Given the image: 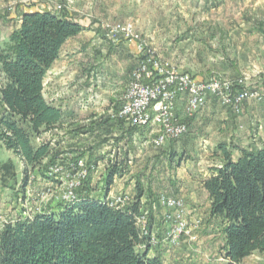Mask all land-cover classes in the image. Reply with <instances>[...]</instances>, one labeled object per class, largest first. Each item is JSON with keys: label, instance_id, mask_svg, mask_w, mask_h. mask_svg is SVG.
Instances as JSON below:
<instances>
[{"label": "rangeland", "instance_id": "rangeland-1", "mask_svg": "<svg viewBox=\"0 0 264 264\" xmlns=\"http://www.w3.org/2000/svg\"><path fill=\"white\" fill-rule=\"evenodd\" d=\"M83 1L85 2V0ZM71 2L72 0L14 1L4 8L0 7V19L5 14H14L15 12L18 15L24 9L33 7L47 9L55 14L67 15L72 18L70 14L72 12ZM220 2L222 1L220 0ZM113 4L112 1V6ZM218 4L221 8L214 9L206 8L205 3L202 1L200 3V0H191L187 4L182 0H126L124 5L121 3L120 8L108 9V0H102L101 7H99L100 10L102 9V16L98 18L100 38L87 43V48L91 49L84 57V73H91L94 68L100 71L105 70V73L109 72L112 78L110 86H114L118 92L113 98L111 94L109 95L114 99L109 114L95 120V125L93 122L84 123L83 127L77 129L79 133L90 130L78 142L77 149L79 150L75 151L78 153H75L71 159L57 162L67 169L69 164L75 160L77 162L84 160L88 164V176L92 179V188L96 190L92 195L99 196L103 194L102 186L111 166L117 163L124 167L123 159L126 157L119 155V150L113 149V146L120 140L121 143L127 142L124 146L125 149L120 148V153L129 152L128 169L116 177L113 185L114 192L117 193L115 195L128 194L134 200L137 195L136 187L140 183L147 191L143 198V209L152 210L154 214L163 209L161 212L163 218L175 216L176 211H179L180 208L177 210L166 209L160 205V197L178 199L183 204L181 208L183 217L188 221L195 235L198 234L196 241L206 238L208 235H214L210 242L215 244L220 243L221 240L219 234L213 233L212 229V225L215 227L219 224L218 220L211 221L207 218L206 195L196 184H189L186 178V175L192 172L194 177L201 179L208 171V166L218 162L214 160L216 156L213 150L216 147L214 149L205 148L206 143L202 141V137L195 134L192 136L194 128L191 123L194 117L190 119V122L188 118L184 119V123L189 129L187 135L158 149L150 144L154 136L151 128L144 132L145 137L137 132L132 143L129 142L125 135L128 125L118 120L116 114L123 105L133 72L139 67L142 57L145 56L144 52L141 54L139 48L142 44L145 45V50H150L153 53L158 64L168 65L170 72L189 74L200 80L227 81L231 84L234 94L245 89L264 96V0H223ZM116 24L133 25L139 39L125 40L136 43L134 46L137 45L140 56L128 45H124L121 50H118L122 43L128 44L126 41H121L123 38L118 42H113L109 38L106 26ZM3 27L4 32L6 31L5 35L19 29L16 21H10ZM4 45L0 48H3ZM2 83L4 82L1 80L0 84ZM259 84L262 86L260 87ZM259 108L264 112V105ZM181 119L180 121H183L182 117ZM110 123L121 134L117 133L116 135L113 129L110 130L108 127ZM99 130L105 133H96ZM58 132L60 131H56L54 134H43L39 141L52 139L54 143L58 144L61 142L60 136L65 137ZM260 138L263 140L262 136ZM260 138L257 139L261 140ZM224 139L227 140L224 136L220 138V141ZM250 139H255L252 133L248 135L245 132L244 137L239 140L248 142ZM74 144L72 143V145ZM71 151H63V153L67 154ZM7 162L14 165L15 177H8L5 181L3 172L0 171V204L9 217L21 214L22 204L26 205V209L33 207L36 211L40 207L39 204L43 209H56L58 204L62 203L64 195L70 191L74 192L70 185L76 180L78 170L80 171V168L78 170L67 169L61 176L63 180L61 181L60 178V181L55 182L47 180L38 171H35L31 173L30 181L24 188L21 163L11 151L2 146L0 147V163ZM120 179H124V181L120 182ZM84 182L85 180L81 182L80 186L75 187V192L78 195L83 190ZM124 185L127 188L121 189V186ZM48 190L52 191L44 196L45 199H37L38 195L43 197V194ZM196 197L198 199L195 202ZM37 200L40 201L37 202ZM147 224L149 229V222ZM151 236L155 235L151 234ZM155 237L158 239L157 235ZM195 237L193 235L184 238H189L188 240L194 242ZM181 245L182 242L178 247ZM150 247L151 254L156 246ZM213 254H216V251ZM253 255L252 260L247 264H261L264 253Z\"/></svg>", "mask_w": 264, "mask_h": 264}, {"label": "trees", "instance_id": "trees-1", "mask_svg": "<svg viewBox=\"0 0 264 264\" xmlns=\"http://www.w3.org/2000/svg\"><path fill=\"white\" fill-rule=\"evenodd\" d=\"M82 31L84 27L67 15L28 11L0 48L4 74L0 147L21 163L24 188L31 173L38 171L49 180V167L66 161L52 139L39 141L43 134L61 130L64 117L45 98L44 81L64 45ZM137 132L143 136L145 128L127 127V140L132 143ZM217 150L221 164L211 169L203 188L211 202V216L225 223L222 256L227 264H242L253 254L264 253V147L245 150L222 142ZM236 151L240 156L234 160ZM128 154H124V167L111 166L103 194L92 195L96 190L88 176L77 202L60 203L31 220L6 225L0 232V264H164L160 254H150L151 234L144 235L137 225L147 194L140 183L127 208L119 210L104 201L116 177L128 169ZM0 171L5 181L15 177L10 162L0 163ZM153 215L151 210L150 220Z\"/></svg>", "mask_w": 264, "mask_h": 264}, {"label": "crops", "instance_id": "crops-1", "mask_svg": "<svg viewBox=\"0 0 264 264\" xmlns=\"http://www.w3.org/2000/svg\"><path fill=\"white\" fill-rule=\"evenodd\" d=\"M101 1L102 0H85L84 2L83 0H72V12L70 14L72 19L84 27V31H82L76 37L70 39L64 45L59 59L48 71L44 81L45 98L49 103L57 108H60L63 112L64 117L62 129L59 130L60 132H58V134L65 135V137L60 136L61 142H58L57 149L61 152L62 157L66 160L71 159L75 153H78L75 152L79 150L77 149L78 142L81 141L80 139L84 137V135H87L90 132L88 129L86 130L87 133H84L83 131L79 133L77 129L83 127L84 123L93 122L95 125V120L101 118L103 115L105 117L107 114H109L112 109L111 106L113 107L114 102V99L112 98L115 96V93L118 92V89H115L114 86H110L112 83V78L109 72L105 73V70L100 71L99 69L94 68L91 73H84V57L91 49L87 48V43L100 38L98 32V18L102 16V9H99V7H101ZM112 1L114 3L113 6ZM112 1L108 0V9H118L125 4L126 0ZM182 1L186 2V4L191 2V0ZM201 1L205 3L204 6L206 8L208 7L214 9L221 8L220 4L218 3L223 2V0H221L222 2H220V0H200V3ZM11 2L14 1L1 0L0 7L4 8L7 6V4H11ZM36 10L49 11L47 9L33 7L32 9H24V11L19 12L18 15L14 12V14L8 13L2 16V19H0V47H2L5 42L8 41V38L11 36L10 34L13 33L11 32L10 34L7 33L5 35L6 31L4 32L3 26L8 25L10 21H16L18 27H20L23 14L28 11ZM121 41L125 42L126 40L123 39ZM122 44L118 50H121L124 45H128L131 49L136 51L137 55L140 54L137 45L136 47L134 46V44H136L135 42ZM1 80L4 82V74L0 65V81ZM3 84L4 83L0 84V89L2 88ZM261 86L262 84L260 87ZM110 94L112 95V98L109 96ZM105 95H108L109 97ZM263 105V100L259 101L255 98H251L242 105L240 112H236L232 108L222 107L220 101L213 97L208 101L206 108L201 113H198L194 116L193 122L191 123L193 125L192 127L194 128L192 136L197 135L202 137V141L206 143L204 146L205 148L211 147V149H214L216 147V149L213 150L216 156L214 160L218 162L217 164L214 163L211 166H208V171L205 173L203 178L197 179L193 176L192 172L186 175V178L188 179L187 182L189 184H196L197 187L202 189L204 195H206L208 201V210H206V216L211 221L218 220L217 222L219 224L215 227L212 225V229L214 230L213 233L219 234L221 240L220 243H212L210 240L214 235H208L206 238L196 241L198 238L197 234L195 235L196 237L194 242H192V240H188L189 238H184L182 239V245L180 247L174 248L169 246L164 242V237L169 231L171 223L166 220V217L163 218L161 213L163 211L162 209L158 213H155L151 220H149L150 233L155 236L157 235L158 239L160 240V243L155 249L152 250V256L160 254L164 260L163 262H165L164 264H227V261L222 256L221 251L222 247L224 246L223 229L225 227V223L221 219L213 218L211 216V202L206 190L203 188V182L212 174L211 169L216 168L221 164V159L217 155V147L220 143L227 142L245 150H259L264 147V112L259 108ZM186 108L187 99L182 98L177 107V115L180 119L181 117L183 118V122L184 119L187 118ZM3 113L4 108L0 103V116ZM188 121L190 122L191 120L189 119ZM108 127L110 130L113 129V131L116 132V135L117 133L121 134L120 131H116V128L111 123ZM150 128L151 127L145 128V132ZM151 129L154 132V138L156 137V132L153 128ZM107 131L108 129L106 132ZM245 132L248 135L252 133L255 139H250L248 142L239 140L244 137ZM96 133L101 134L102 131L99 130ZM104 133L105 132L102 134ZM224 136L227 138V140L224 139L220 141V138ZM260 136L263 137V140L260 138ZM143 137H145V133ZM257 138H260L261 140ZM72 143L75 144L72 145ZM126 143H121L120 140L116 143V145L113 146V149L117 148L119 150V155L122 156L126 153H120V148L125 149L124 146ZM68 150H72L74 152L71 151L67 154L63 153V151ZM239 156V151H236L233 156L234 160H237ZM123 181L124 179H120V182ZM125 188H127L125 185L121 186V189ZM114 190L115 187L113 188L112 186L109 195L112 196L117 194L114 192ZM197 199L198 198L196 197L194 201L196 202ZM191 220L193 219L191 218ZM215 251L216 254H213ZM253 256L254 255L246 258L242 264H247L250 260H252ZM260 263L264 264V259H262Z\"/></svg>", "mask_w": 264, "mask_h": 264}, {"label": "built area", "instance_id": "built-area-1", "mask_svg": "<svg viewBox=\"0 0 264 264\" xmlns=\"http://www.w3.org/2000/svg\"><path fill=\"white\" fill-rule=\"evenodd\" d=\"M106 28L108 36L113 42H118L121 38L124 40L139 39L132 24L107 25ZM139 48L141 54L144 52L145 56L142 57L139 67L133 72L132 81L116 118L126 123L128 127L153 128L156 137L151 139L150 144L155 148H163L169 142L179 140L188 134L187 124L180 121L177 116V105L182 98L187 99L186 116L188 119L193 118L202 111L210 97H217L222 106L232 108L236 112H240L242 105L251 98L259 101L264 99V96L245 89L234 94L231 84L227 81L219 79L200 80L189 74L170 72L169 66L158 64L153 57V53L150 50H145L144 44L140 45ZM67 169L78 170L76 180L71 185L69 184L74 192L70 191L62 198V203L72 204L79 199L75 187L80 186L81 182L88 178V164L84 160L78 162L75 160L69 164ZM67 169L57 163L50 166L47 175L50 181L55 182L60 178L62 181L63 177L61 176ZM51 191L48 190L43 194V197L38 195L37 199H45L44 196L51 193ZM132 200L133 198L128 194L112 196L108 194L104 198V201L110 207L119 210L127 208ZM39 205L40 207L36 211L33 207L26 209V205L22 204L20 209L23 213L9 217L0 204V232L10 223L19 220H31L35 216L44 213L46 209H43L41 204ZM160 205L168 210L180 208L179 211H176L175 216L166 217V220L171 223V227L164 237L165 243L171 247H178L185 236H195L192 227L183 217L182 201L161 196ZM149 219L150 211L144 209L137 218V225L146 236L151 234L147 224ZM159 243V239L151 236L150 246H157Z\"/></svg>", "mask_w": 264, "mask_h": 264}]
</instances>
